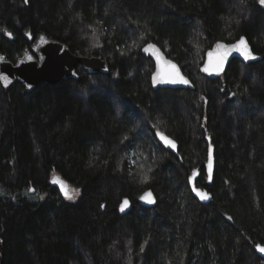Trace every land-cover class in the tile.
Listing matches in <instances>:
<instances>
[{
    "label": "trees",
    "instance_id": "obj_1",
    "mask_svg": "<svg viewBox=\"0 0 264 264\" xmlns=\"http://www.w3.org/2000/svg\"><path fill=\"white\" fill-rule=\"evenodd\" d=\"M40 35L107 61L110 71L78 67L76 79L30 94L17 82L0 85V264H264L255 252L264 245L257 0H0L7 61L15 64ZM241 36L260 61L233 60L217 79L200 73L215 42ZM148 43L177 62L193 90L152 89ZM157 130L177 142L179 158L159 145ZM195 170L209 204L191 193ZM52 175L79 188L76 200L61 197ZM146 190L154 208L138 204ZM124 199L132 208L121 216Z\"/></svg>",
    "mask_w": 264,
    "mask_h": 264
},
{
    "label": "water",
    "instance_id": "obj_2",
    "mask_svg": "<svg viewBox=\"0 0 264 264\" xmlns=\"http://www.w3.org/2000/svg\"><path fill=\"white\" fill-rule=\"evenodd\" d=\"M258 6L262 11H264V6H261L259 2H258ZM218 43L223 44V45L232 44V43L217 41L211 46L210 49H208L205 52L203 64L200 67V73L210 79H217L218 77L224 75L226 73V70L228 69L229 64L233 60H239L244 65H249V64H252V63H255L261 60L260 56H257L253 53V55L256 57L255 59H252L249 61H243V59L239 57L238 53L233 52L227 57L225 61L224 71L221 72L219 75H215V74L209 75L207 73L202 72L201 69L206 64L215 63L218 57L223 53L224 51L223 48L216 47ZM149 44L154 45V47L149 48L148 51L145 52L144 48L147 47V45ZM249 47L251 49L250 45ZM142 54L146 58H149L152 61L153 66H154V70L150 77L151 87L154 91H157L160 89H170V90H193L194 89V86L191 80L183 74L177 62L168 58L166 53L158 45L154 43L146 44L142 48ZM0 57H3V59H0V76H6L8 80L10 81V83H8L7 86H5L3 80L0 79L1 87L7 90L17 82L24 87V92L27 94H30L34 90H36L37 87L41 83H46L49 85H57L61 83L63 80L76 79L77 75L73 76L72 72L73 71L76 72L78 67H81L83 71L89 75H107L110 71L109 63L107 61L99 57H83V56L74 55L70 52V50L65 44L51 40L45 35H40L37 38V40L32 44L30 49L25 50L24 54L16 61L15 64L7 61L5 56L1 54H0ZM29 57H31V59H29ZM157 57H159V59H157ZM172 64H175L176 69L179 71V74L189 81L188 85L169 84V83H164V82H157V83L153 82L154 75L156 76L157 81H163L167 79L169 76L173 75L174 70L171 68ZM28 85H31V87H28ZM157 131L163 133L169 139L173 140L176 144V149L173 150L170 147H166L163 144V142L160 141L159 137L156 136ZM157 131H155L154 134H155L156 140L159 143V145L163 147L164 149L168 150L174 156L179 158L180 157L179 146L177 142L171 137H169L163 131H160V130H157ZM207 143L208 145H211V142L209 139H207ZM211 147H212L213 160H212V169H211L210 174L208 170V154H207V163L205 165L206 178H207L208 185H211L213 182L214 170H215L214 147L212 145ZM208 150H209V146H208ZM195 172L197 173V175L193 177V173H192L190 176L192 177V180L190 181L188 179L191 193L200 204H204V205L209 204L212 201V196L207 190L196 187V182L199 177V172L198 170H195ZM61 183H63L66 186V189L68 190V187H69L68 184L64 182L61 178H59L58 176H54L49 182V184L52 187H55L59 190L61 197L65 198L63 193L61 192ZM193 187H196L208 193L209 198L207 200H200V198L197 197L195 193L192 191ZM145 192H151L155 202L149 205L141 201L138 198V204L141 207H144L147 209L154 208L157 204V199L155 197V194L153 193L152 190H146L141 195H143ZM131 208H132V205L130 201H129V207L124 212L120 211V206H119L120 215L121 216L126 215L128 212H130ZM255 252L259 258L264 260V254L259 253L256 250V247H255Z\"/></svg>",
    "mask_w": 264,
    "mask_h": 264
},
{
    "label": "snow or ice",
    "instance_id": "obj_3",
    "mask_svg": "<svg viewBox=\"0 0 264 264\" xmlns=\"http://www.w3.org/2000/svg\"><path fill=\"white\" fill-rule=\"evenodd\" d=\"M259 4L261 6H264V0H258ZM24 3L27 4L28 0H24ZM239 23V22H237ZM93 33H95V29H92ZM7 35L11 36V33H6ZM26 35H29L28 33H26ZM94 43L92 44V47H99V39L98 38H94ZM154 47V45L149 44L147 45V47L144 48V51L147 52L149 48ZM217 48H223L224 51L223 53L218 57V59L216 60L215 63H209L206 64L201 71L204 73H207L209 75H219L221 72L224 71V66H225V61L227 59V57L235 52L239 54V57H241L243 59V61H249L252 59H255L256 57L253 55V52L251 51L248 42L246 40V38L244 36H241L239 38V40H237L235 43L232 44H228V45H223V44H217L216 46ZM0 59H3V57H0ZM29 59H31V57H29ZM157 59H159V57H157ZM171 68L174 70V74L169 76L167 79L163 80V81H157L156 76H153V82L157 83V82H164V83H169V84H184V85H188L189 81L187 79H185L183 76H181L179 74V71L176 69V65L172 64ZM72 75L75 76L77 75V73L75 71L72 72ZM0 79L3 80L5 86H7L8 83H10V81L8 80V78L6 76H0ZM28 87H31V85H28ZM203 99V98H201ZM156 136L159 137L160 141L163 142V144L166 147H170L171 149L175 150L176 149V144L173 140L169 139L166 135H164L163 133L157 131L156 132ZM212 147L211 145H209V150H208V170H209V174L211 173V169H212ZM148 171H151V168L148 169ZM197 173L194 171L193 172V177L196 176ZM149 179V177L144 174L143 175V181L147 182ZM189 180H192V177H189ZM31 191V189H29ZM192 191L195 193V195L197 197L200 198V200H207L208 197V193L193 187ZM61 192L63 193L65 199L67 200H74L76 196H78L80 194V190L79 188H76L72 191V194L69 193V191L66 189V186L61 183ZM139 199L149 205L153 204L155 201L153 199L152 193L151 192H145L143 195H141L139 197ZM103 207V205L101 206ZM129 207V201L127 199L123 200L122 203L120 204V211L124 212L127 208ZM256 250L261 253L264 254V245L262 244H256ZM141 251H143V246L141 247ZM129 264H131V261H129Z\"/></svg>",
    "mask_w": 264,
    "mask_h": 264
},
{
    "label": "rangeland",
    "instance_id": "obj_4",
    "mask_svg": "<svg viewBox=\"0 0 264 264\" xmlns=\"http://www.w3.org/2000/svg\"><path fill=\"white\" fill-rule=\"evenodd\" d=\"M54 176H55V175H52L51 178H53ZM73 190H74L73 188L68 187V191H69L70 194H72V191H73ZM78 196H79V195H78ZM78 196H76L74 200H76V198H77ZM74 200H70V201H74Z\"/></svg>",
    "mask_w": 264,
    "mask_h": 264
}]
</instances>
